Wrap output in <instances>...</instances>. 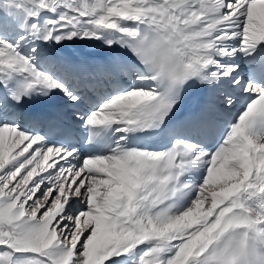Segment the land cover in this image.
I'll list each match as a JSON object with an SVG mask.
<instances>
[{"label":"snow or ice","instance_id":"snow-or-ice-1","mask_svg":"<svg viewBox=\"0 0 264 264\" xmlns=\"http://www.w3.org/2000/svg\"><path fill=\"white\" fill-rule=\"evenodd\" d=\"M0 264H264V0H0Z\"/></svg>","mask_w":264,"mask_h":264},{"label":"bare ground","instance_id":"bare-ground-1","mask_svg":"<svg viewBox=\"0 0 264 264\" xmlns=\"http://www.w3.org/2000/svg\"><path fill=\"white\" fill-rule=\"evenodd\" d=\"M72 51H78L83 55H92L96 57H103L104 56V49L99 45H80L78 47H74L71 49Z\"/></svg>","mask_w":264,"mask_h":264}]
</instances>
